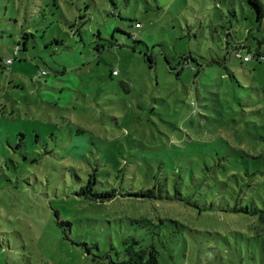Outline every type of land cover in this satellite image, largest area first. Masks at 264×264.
Instances as JSON below:
<instances>
[{
	"label": "rangeland",
	"instance_id": "obj_1",
	"mask_svg": "<svg viewBox=\"0 0 264 264\" xmlns=\"http://www.w3.org/2000/svg\"><path fill=\"white\" fill-rule=\"evenodd\" d=\"M236 42L264 53L247 0H0V264H108L129 239L264 264V62ZM92 174L118 196H77ZM140 187L162 197L119 195Z\"/></svg>",
	"mask_w": 264,
	"mask_h": 264
},
{
	"label": "trees",
	"instance_id": "obj_2",
	"mask_svg": "<svg viewBox=\"0 0 264 264\" xmlns=\"http://www.w3.org/2000/svg\"><path fill=\"white\" fill-rule=\"evenodd\" d=\"M247 3L252 8H254V10H256L257 21H261L264 18V4L261 2V0H247ZM31 5H35V7L37 8V12L39 11L38 3H27L28 7H30ZM135 24H137V22H135L134 25ZM22 36L25 39L22 42V44L21 45L17 44L12 48L14 59H16V56L20 51L25 52L28 50L27 39L30 36V34L26 31L22 34ZM258 44H260V42H258ZM245 48L246 47H243L242 45H240L239 42H236V44L231 47V52L234 53L235 58L238 60H241L242 63H249V62H254V61L259 62V63L264 62V53H261L259 50H257L254 53H251V51L248 49L247 54L243 56L240 52V49H245ZM247 55L250 56V60L248 62H244L242 59H243V57H245ZM184 57L186 58V56H184ZM145 58L148 61L149 68H151V66L154 63L153 56L151 54H146ZM7 60L10 61V64L6 63ZM7 60H5L4 64L7 66H11L13 60L12 59H7ZM165 60L169 64L168 59L165 58ZM179 60H180L179 67L175 68V69H172V68L170 69L171 72H173L175 70L177 76L180 74V72L184 68H189V62H188V65H186L184 63L186 61H184L182 59V57ZM41 71H44L45 74L41 75L40 74ZM37 75L38 76H45L46 71L40 70V71H38ZM20 135H21V140H22L24 138V134H20ZM38 137H39V135H36V141H38ZM88 149H89V147H86V149H85L84 153L81 155V157L87 155V153H88L87 151H89ZM95 183H96L95 174H92L89 177V179L87 180L86 184L80 188L79 192L77 193V196L84 198L86 200L92 201V202H96V203L109 202L118 196V194L115 190H113L111 192L106 191L103 193L95 191L94 190ZM119 195L122 197L123 196L124 197H127V196L128 197H135L138 200H141V199L153 200V199L162 197L160 194H158L156 196L155 192L153 190H151L149 188L143 189L142 187H140L137 192L119 194ZM84 199H81V200H84ZM56 216L58 217L57 213H56ZM56 225L61 228V233H62L63 237L67 239L68 237H67L66 231L68 232L70 230L71 224L69 222L57 219ZM125 244H128V245L124 248L123 257L116 259V260H113L112 258H110L109 261L107 260L108 264H159V261L157 258V252L154 248L148 249V248L141 247L140 245H138V242L134 239L126 240ZM81 245L85 247V251L89 250L87 247V243H83Z\"/></svg>",
	"mask_w": 264,
	"mask_h": 264
},
{
	"label": "built area",
	"instance_id": "obj_3",
	"mask_svg": "<svg viewBox=\"0 0 264 264\" xmlns=\"http://www.w3.org/2000/svg\"><path fill=\"white\" fill-rule=\"evenodd\" d=\"M135 25H136V27H138V28L140 27V24H139V23H137V24H135ZM242 60H243L244 62H248V61L250 60V56H249V55H247V56L243 57V59H242ZM6 63H7V64H10V61H9V60H7V61H6ZM40 74H41V75H44V74H45V72H44V71H41V72H40ZM113 74H117V71H116V70H114V71H113Z\"/></svg>",
	"mask_w": 264,
	"mask_h": 264
}]
</instances>
